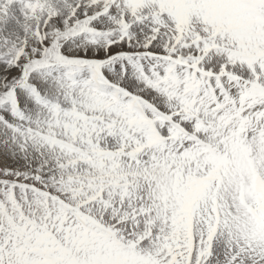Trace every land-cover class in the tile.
Returning a JSON list of instances; mask_svg holds the SVG:
<instances>
[{"label":"snow or ice","instance_id":"snow-or-ice-1","mask_svg":"<svg viewBox=\"0 0 264 264\" xmlns=\"http://www.w3.org/2000/svg\"><path fill=\"white\" fill-rule=\"evenodd\" d=\"M0 264H264V0H0Z\"/></svg>","mask_w":264,"mask_h":264}]
</instances>
